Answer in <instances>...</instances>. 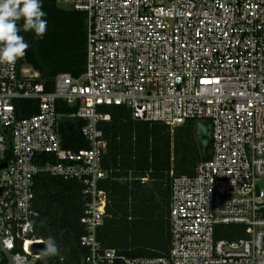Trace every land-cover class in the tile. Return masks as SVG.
<instances>
[{
  "label": "built area",
  "instance_id": "1",
  "mask_svg": "<svg viewBox=\"0 0 264 264\" xmlns=\"http://www.w3.org/2000/svg\"><path fill=\"white\" fill-rule=\"evenodd\" d=\"M86 20L85 69L46 90L30 65L0 63V264H37L30 238L35 177L82 185L78 264H260L264 248V0H54ZM18 100L37 101L19 117ZM61 101L75 110L57 111ZM171 130L210 124L211 154L190 175L170 171L167 254L128 257L97 237L108 196L98 187L106 149L103 108ZM81 118L88 146L65 149L59 125ZM147 177L140 178L143 183ZM218 224L246 236L215 238ZM58 255L49 264H65Z\"/></svg>",
  "mask_w": 264,
  "mask_h": 264
},
{
  "label": "trees",
  "instance_id": "2",
  "mask_svg": "<svg viewBox=\"0 0 264 264\" xmlns=\"http://www.w3.org/2000/svg\"><path fill=\"white\" fill-rule=\"evenodd\" d=\"M47 30L42 39L21 32L29 48L19 63L30 65L40 74L46 90L53 88L59 72L78 76L85 69V14L43 0ZM17 115L28 116L37 110V101L18 100ZM75 110L57 102V111ZM111 115L102 124L106 149L102 168L107 177L98 182L108 200L97 237L106 248L128 257L165 255L169 250L168 211L170 171L174 176L194 172L199 161L211 154L210 124L207 120H188L171 128L162 122L134 119L125 106L103 108ZM84 121L64 116L59 125L61 145L65 149L87 147L80 133ZM147 177L145 182L140 178ZM30 238L53 237L65 264H78V241L83 234L79 219L83 210L82 185L76 179H63L40 173L35 177ZM215 238L238 239L246 236L242 224H218ZM57 255V256H58ZM47 257L37 264H49Z\"/></svg>",
  "mask_w": 264,
  "mask_h": 264
},
{
  "label": "clouds",
  "instance_id": "3",
  "mask_svg": "<svg viewBox=\"0 0 264 264\" xmlns=\"http://www.w3.org/2000/svg\"><path fill=\"white\" fill-rule=\"evenodd\" d=\"M46 15L43 0H0V63L14 65L25 56L30 45L21 32H31L37 39L44 37L48 23ZM43 243L42 257L59 254L60 249L53 237L49 236ZM255 244L264 248V240H257ZM260 264H264V259Z\"/></svg>",
  "mask_w": 264,
  "mask_h": 264
},
{
  "label": "water",
  "instance_id": "4",
  "mask_svg": "<svg viewBox=\"0 0 264 264\" xmlns=\"http://www.w3.org/2000/svg\"><path fill=\"white\" fill-rule=\"evenodd\" d=\"M0 166H5V163H2ZM45 247L44 243H35L32 245V248L35 253L42 254L41 250Z\"/></svg>",
  "mask_w": 264,
  "mask_h": 264
},
{
  "label": "rangeland",
  "instance_id": "5",
  "mask_svg": "<svg viewBox=\"0 0 264 264\" xmlns=\"http://www.w3.org/2000/svg\"><path fill=\"white\" fill-rule=\"evenodd\" d=\"M172 131V130H171Z\"/></svg>",
  "mask_w": 264,
  "mask_h": 264
}]
</instances>
